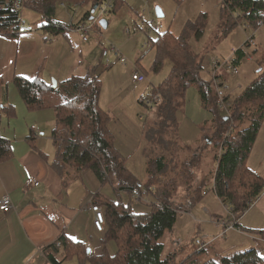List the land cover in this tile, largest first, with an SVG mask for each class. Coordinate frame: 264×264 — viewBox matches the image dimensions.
<instances>
[{
    "label": "trees",
    "instance_id": "trees-1",
    "mask_svg": "<svg viewBox=\"0 0 264 264\" xmlns=\"http://www.w3.org/2000/svg\"><path fill=\"white\" fill-rule=\"evenodd\" d=\"M108 1L0 0V33L9 36L17 35L21 28L22 10L32 9L43 16L45 30L58 35L69 27L54 19L58 4L90 5L91 10L86 14L90 17L94 6H101ZM222 1L224 10L230 14L228 20L229 22L232 20L231 28L241 20L259 28V22L264 21V0ZM112 2L113 9L110 13L115 12L122 3L118 0H112ZM240 17L241 20H239ZM205 18L206 15L200 17L203 20ZM70 25L74 27L82 24ZM194 27L198 26L192 24L189 26L191 30ZM203 32V27L196 29L197 36H203ZM187 35L188 30L182 36H175L167 30L159 33L153 42L156 57L151 71L159 73L168 61L172 63L173 68L171 75L160 85L157 92H154L153 97L150 100L142 99L143 104L147 105V100L150 102L152 105L150 108H153V104L157 105L155 126L152 127L150 123L148 125L146 123L144 127L149 144L153 145L157 151L155 147L163 151L160 156L152 157L148 162L146 187L152 188L149 197L152 195L156 202L152 212L136 214L131 210L130 205L116 204L99 198L96 204L103 205L106 209L107 231L105 230L104 241L116 243V254H110L105 249L102 254L94 256L88 253L84 245L62 238L48 247V255L53 264L59 262L53 258L52 253H57L61 249L65 259L77 255L83 263L176 264L177 254L175 252L165 254L166 246L162 239L167 233L173 231L178 213L190 212L202 200L206 192V186L203 185L202 180L198 182V178L196 179L199 173L194 164V157L191 161L185 160L181 163L184 173H179L177 179H173L167 172L169 164L166 154L172 147L178 149L181 144L187 149V154L192 149L177 139L176 142L166 138V136H173V133L179 137L178 112H180L185 93L191 86L197 87L203 106L214 111L216 116L208 135L223 139L218 144L222 146L223 152L217 156L214 190L221 202L229 207L234 218L233 224L238 223L235 227H240L241 217L264 193L263 177L246 166L264 121L263 69L260 71L263 73H260L251 85L236 96L234 101L229 103L228 99H225L229 116H222L220 115L221 104L215 100L218 96L215 81L212 77L210 81L202 78V60H198L197 55L191 51L186 42ZM245 47L234 53L232 63L236 67L246 57ZM15 84L31 110L54 108L57 126L53 131V139L58 149L55 168L62 178L73 180V177H79L84 171L90 169L103 183L112 182L117 192L126 191L131 194L132 189L141 187L128 171L126 158L115 147V135L109 129L110 114L100 106L103 84L100 71L95 69L83 77H72L56 89L40 79L29 80L24 77L15 78ZM157 95H159L158 101L155 100ZM52 98L57 100L56 104L50 103ZM2 110L0 109V114ZM226 117H228L227 120ZM201 129L202 132L207 130L203 126ZM8 150V142L0 139V159L9 156ZM156 176L159 186L153 181ZM179 180L186 182L187 188L183 197H180V193L177 192L180 187L177 183ZM260 233L264 236V230ZM205 250V245L199 247L196 253L180 264H264V257L257 249L241 250L234 255L222 256L219 260L203 261L201 256L206 252Z\"/></svg>",
    "mask_w": 264,
    "mask_h": 264
},
{
    "label": "rangeland",
    "instance_id": "rangeland-1",
    "mask_svg": "<svg viewBox=\"0 0 264 264\" xmlns=\"http://www.w3.org/2000/svg\"><path fill=\"white\" fill-rule=\"evenodd\" d=\"M121 1L122 3L116 11L109 13L104 18L110 23V26L107 29L101 28L102 38L104 37L106 44L102 42L98 47V57L99 61H101L100 68L108 65L107 59L111 60L112 65H108L110 68L104 70L105 74L102 75L103 84L100 104L102 109L110 113L113 118L109 125L110 129L111 127L113 129L115 124H117V128H115V131L113 130V133H116L115 135L119 142L118 146L123 151L121 155L128 157L127 169L141 182V186L146 187V175L149 167L147 161L152 157L160 156L163 151L159 150L158 147H155L158 151L154 149L153 145L149 144L146 135V140L141 137L142 133L146 132L144 131V125L150 123V126L154 127L157 119V105L153 104V108H150L152 105L148 107V104L142 103V99L148 98L150 100L154 92H157L156 90L160 85L171 75L173 68L172 63L168 61L159 73L156 74L151 71L156 54L153 42L157 39L159 33L170 30L175 36H182L188 30L186 42L191 51L197 55L198 60H202V78L210 81L213 78L212 62L215 60L221 62L222 72L225 75H221L218 80L223 83L221 88L225 95L223 100L228 97V102H232L236 96L240 95L258 78L260 73L264 72V26L260 27L258 25L259 28H256L253 25L246 24L240 17L239 20L241 21L231 28L230 23L232 20L229 22L230 14L224 10L222 0ZM60 6L62 5L60 4ZM64 8H62L64 14H60L57 11L56 17L58 20L60 19L67 25L72 20L74 21L73 23H78L81 13L77 17V15L75 16L76 13H73V9L68 8V5L64 4ZM157 8L161 10L163 17L158 16ZM202 15H206L205 20L200 19ZM22 18L28 21L26 15H22ZM143 23L148 25L152 41H147L146 34L136 28V26H141ZM189 24L203 27V36H197L196 29L198 27H194L191 30ZM127 29L131 30L130 35L126 33ZM95 35V32L90 33V39L98 41V37ZM251 38L252 41L249 45L246 42ZM244 46H246V57L236 67L238 74L233 75L232 72L228 71V64L225 61L231 60L232 63L234 52ZM112 47H116L121 51L122 56L127 61L126 65H122L112 52L105 53L104 49ZM135 65L141 66L147 72V80L145 82L134 83L132 81ZM262 69L263 72H260ZM148 100L147 102H149ZM215 100L219 103L218 96ZM220 115H228L227 108H222ZM215 118L214 111L203 106L197 87L191 86L185 93L181 102L180 112H178L179 137L173 133V136H166V138L174 141L177 139L184 144L189 143L191 145H197L200 140L199 143L202 142V138H205L206 142L209 143L206 136L210 133L209 130L212 129ZM232 119L230 120L231 124L233 123ZM236 124L238 125L237 122ZM201 126L207 129V135L202 132ZM182 131L184 133L181 134ZM208 136L213 140V143L208 146L203 141V149L192 148L187 154V149L180 144L178 149L172 147L170 152L166 154L169 164L167 172L173 179H177L179 173H184L181 163L185 160L191 161V158L194 157V164L199 173L196 179L198 178V182L202 180L203 185L206 186V192L202 200L190 212L181 211L178 213L173 231L167 233L162 239L166 247L179 243L178 253L182 256L198 249L197 240H201L203 244H206V252L201 256L203 261L209 259L219 260L222 256L234 255L233 252L241 250L239 246H244L251 238L258 240L255 244L260 243L259 248L264 245V236L256 230L264 229V193L240 219L242 225L240 229L246 235L244 237L246 242L232 237L230 232H233L231 229L234 230V228L226 231L222 224L217 223V221H221L232 225L234 218L227 205L221 202L214 190L217 156H220L223 152L222 146L218 144L223 139L215 136L214 138L211 135ZM168 141L171 142V140ZM246 166L256 171L264 180V121L247 159ZM153 181L159 186L157 176L153 178ZM177 183L180 185L177 192L180 193V197H183L187 188L186 182L185 180H179ZM106 185L113 190V186L110 183ZM121 196L124 204L130 205L131 210L136 214H150L153 205L156 203L152 202L150 205H145L141 202H136L130 198L128 192H122ZM112 199L115 202L119 201ZM198 212H201L205 217H200ZM210 224L221 225L225 234L221 235L223 232L222 228L219 232L216 231L214 233ZM249 228L252 230H249ZM237 236V234L234 235V237ZM222 252L226 255H221ZM260 253L264 257V250H261ZM182 262L179 261L176 264Z\"/></svg>",
    "mask_w": 264,
    "mask_h": 264
},
{
    "label": "crops",
    "instance_id": "crops-1",
    "mask_svg": "<svg viewBox=\"0 0 264 264\" xmlns=\"http://www.w3.org/2000/svg\"><path fill=\"white\" fill-rule=\"evenodd\" d=\"M61 5L58 4L56 7L54 19L68 26L56 17L57 11L64 14L62 12L64 4ZM76 5L78 4L68 5V8L76 13L75 16L78 17L81 13L80 20L76 24L91 21L93 14L90 17L86 15L91 10V6L83 3ZM22 11V15H26L28 21L22 18L25 23L21 25L19 33L15 36L0 33V109H3L0 114V139L8 142V153H10L7 158L0 159V197L9 194L14 205L13 209L6 212L0 210V264H53L48 255V247L62 238L84 245L87 251L90 250L88 253L94 256L102 254L105 249L110 254H116V243L114 241L105 243V232L100 233L95 229L90 202L93 200L96 203L100 198L116 204H124L121 193L126 191L117 192L112 182L103 183L90 169L79 177H73V180L62 178L55 168L58 159V149L53 139V131L57 126L56 112L52 107L41 110L28 108L15 84V78L24 77L29 80L40 79L51 86L56 80L59 86L72 77H83L95 69L102 71V75L105 74L104 70L110 67L104 65L100 68L101 61L98 57V47L102 43L100 40L104 39L101 32L103 26L100 25L97 33L95 32L98 41L91 40V35L84 40L70 25L73 20L64 32L56 35L45 30V21L40 13L32 9ZM107 23L108 28L110 23ZM147 38L150 39L147 41H152L150 36ZM135 70L147 75L141 66L135 65L133 72ZM222 71L220 70L218 74L220 77L225 75ZM223 96L225 97L224 94ZM50 103L56 104L57 100L52 98ZM110 117L112 121L113 118L111 115ZM116 126L117 124L113 129L111 127L112 130L109 126V129L113 132ZM145 135L144 132L141 136L144 140H146ZM115 137V147L122 154L123 151L118 146V138L116 135ZM207 138L212 142L207 143L205 138H202V142L199 143L200 140L197 145L181 142L200 150L203 149L204 142L208 146L212 145L213 140L208 135ZM124 158L127 163L128 157ZM133 177L139 184L141 183L134 175ZM107 183L113 186L114 191L111 187H107ZM128 194L134 200L129 192ZM112 198L119 201L115 202ZM152 202L155 201L151 195L148 197V202L141 203L150 205ZM97 205L106 213L105 206L98 203ZM227 208L230 211L229 207ZM198 213L200 217H205L201 212ZM219 222L221 221H217L218 224ZM239 226H242L240 220ZM210 227L214 233L222 228L221 225L214 224H210ZM240 227H234L235 231L231 229L233 232L230 233L233 238L246 242L244 238L246 235ZM224 228L221 235L225 234ZM256 230L259 233L262 231V229ZM235 234L238 236L234 237ZM256 241L258 240L251 238L239 248L257 249L260 253L264 250V245L259 248L261 244H255ZM178 251L179 243H176L166 247L165 254L175 252L176 262H179L190 257L196 250L185 256L180 255ZM221 255L226 254L222 252ZM52 256L58 260V264H91L83 263L77 255L65 259L62 249L57 253L53 252Z\"/></svg>",
    "mask_w": 264,
    "mask_h": 264
},
{
    "label": "built area",
    "instance_id": "built-area-1",
    "mask_svg": "<svg viewBox=\"0 0 264 264\" xmlns=\"http://www.w3.org/2000/svg\"><path fill=\"white\" fill-rule=\"evenodd\" d=\"M80 5V4H78ZM76 5V6H78ZM113 9V2L112 0H109L108 2H106L105 4L101 5L98 7V9L96 10V12L93 14V19L88 23V24H82V25H78V26H74L73 29L76 30L77 32H79L81 34V36L83 37L84 40H87V36L89 35V33L91 32H97L98 28L101 25V21L111 12V10ZM25 23V21H21V25H23ZM259 26L263 27L264 26V21H260L259 22ZM246 27H248L246 25ZM136 28H138L139 30H141L142 32H144L145 34H148L147 36H151V31L148 30V25L143 23L141 26H136ZM127 34H131V30H126ZM252 41V38L249 39L246 43H248L250 45V42ZM103 44H106L105 40H102ZM105 53L108 52H112L118 59V61L122 64V65H126L127 61L126 59L122 56V53L119 49H117L116 47H112L109 49H104ZM235 53V52H234ZM226 64H228V71L232 72L233 75H237L238 74V69L236 68L235 65H233L231 63V60H226L225 61ZM229 63H231V65H229ZM107 64L111 65V60L107 59ZM106 65V66H108ZM212 66H213V71H212V77L215 81V86L216 89L218 91V101L219 104H221V108L226 109L227 108V104L225 102V98L223 100V92L221 91V88L223 86V83L219 82L218 80V74L220 73V70H223L221 68V62H219L218 60H215L212 62ZM147 80V75L144 72H141L139 70H135L132 74V81L135 83H143ZM155 100L158 101L159 100V95H157L155 97ZM148 104H150V102H148ZM152 191V188H147V187H140V188H134L131 190V194L133 199L136 202H148V197H149V193ZM91 205V210L94 214V227L95 229L100 232L103 233L106 230V215L105 212L102 210V208L97 205L95 202H93V200L90 202ZM14 205L12 203V199L10 197L9 194H4L0 197V210L3 212H6L10 209H13ZM222 224L225 226V230H229L231 228H234L236 224H228L226 222H219V224ZM197 244L199 247H203L204 244H202L201 241H197Z\"/></svg>",
    "mask_w": 264,
    "mask_h": 264
},
{
    "label": "water",
    "instance_id": "water-1",
    "mask_svg": "<svg viewBox=\"0 0 264 264\" xmlns=\"http://www.w3.org/2000/svg\"><path fill=\"white\" fill-rule=\"evenodd\" d=\"M98 5L94 6V9L92 10V14H94L96 12V10L98 9ZM157 14L159 17H163V13L161 12V10L159 8H157ZM93 19V17L91 18V20ZM101 25L104 27V28H107L108 26V23H107V20L103 19L101 21ZM54 89H56L58 87V82L56 80L53 81V86H52ZM226 120L228 119V117L225 118ZM208 142L211 143L212 141L209 140L207 138ZM88 252H90V250H88Z\"/></svg>",
    "mask_w": 264,
    "mask_h": 264
}]
</instances>
